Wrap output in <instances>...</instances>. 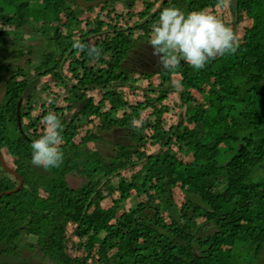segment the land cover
Segmentation results:
<instances>
[{"label": "trees", "instance_id": "16d2710c", "mask_svg": "<svg viewBox=\"0 0 264 264\" xmlns=\"http://www.w3.org/2000/svg\"><path fill=\"white\" fill-rule=\"evenodd\" d=\"M115 1L0 0V264H257L264 0ZM171 6L217 16L239 47L200 70L148 67ZM49 112L63 160L45 169L31 144Z\"/></svg>", "mask_w": 264, "mask_h": 264}, {"label": "clouds", "instance_id": "9594fccd", "mask_svg": "<svg viewBox=\"0 0 264 264\" xmlns=\"http://www.w3.org/2000/svg\"><path fill=\"white\" fill-rule=\"evenodd\" d=\"M148 44L153 55L159 57L162 69L175 71L181 62L194 69H203L210 59L219 54L234 53L239 47V38L217 16L204 10L186 12L176 6L161 10L159 19L152 25ZM74 48L87 52L93 60L100 56L97 49H89L78 40ZM53 99L49 98L48 103ZM44 130L31 144V163L38 167L57 168L63 160V125L54 112H49L42 121ZM139 120H133L138 127Z\"/></svg>", "mask_w": 264, "mask_h": 264}, {"label": "rangeland", "instance_id": "374dc122", "mask_svg": "<svg viewBox=\"0 0 264 264\" xmlns=\"http://www.w3.org/2000/svg\"><path fill=\"white\" fill-rule=\"evenodd\" d=\"M119 1V4H118V7L120 8L121 7V4H126L128 3L129 5H131V8L133 10H139L142 8V4H139L138 1L134 2V0H116L115 3L117 2L118 3ZM124 1V2H123ZM80 11V10H79ZM83 16H86V15H89V12H86V13H83L82 14ZM246 17L244 15H241L240 16V21H241V26L243 24V21ZM6 17L3 18V20H5ZM7 27V26H5ZM32 46L36 49V52L34 53V56L37 58L39 57L41 51H42V45L39 43L38 40H32ZM146 58H147V61H146V64L148 67H152L153 65H158L160 63V60H159V57L156 56V55H153V49L151 46H149L147 52H146ZM71 183L73 185H79L80 182L82 181V179L80 177H73V176H70L69 177ZM257 264H264V247L257 259Z\"/></svg>", "mask_w": 264, "mask_h": 264}, {"label": "water", "instance_id": "95a60500", "mask_svg": "<svg viewBox=\"0 0 264 264\" xmlns=\"http://www.w3.org/2000/svg\"><path fill=\"white\" fill-rule=\"evenodd\" d=\"M104 1H108V0H76V2H77V4L79 5V6H83V7H89V6H94V5H97V4H99V3H101V2H104ZM148 20V19H147ZM20 103L21 102H19V105L18 106H20ZM11 170V169H10ZM22 184H23V179L22 178H20V185L18 186V188H20L21 186H22ZM17 188V189H18ZM16 189V190H17Z\"/></svg>", "mask_w": 264, "mask_h": 264}]
</instances>
